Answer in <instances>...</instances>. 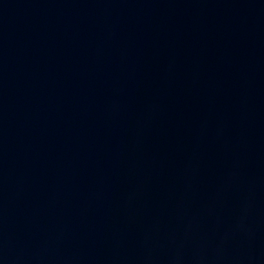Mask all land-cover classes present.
<instances>
[{
  "label": "water",
  "instance_id": "1",
  "mask_svg": "<svg viewBox=\"0 0 264 264\" xmlns=\"http://www.w3.org/2000/svg\"><path fill=\"white\" fill-rule=\"evenodd\" d=\"M0 264H264V0H0Z\"/></svg>",
  "mask_w": 264,
  "mask_h": 264
}]
</instances>
